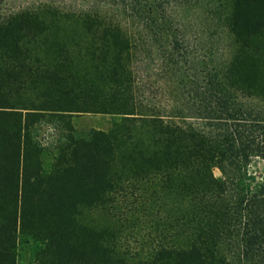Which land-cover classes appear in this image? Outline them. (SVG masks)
<instances>
[{
	"label": "trees",
	"instance_id": "trees-1",
	"mask_svg": "<svg viewBox=\"0 0 264 264\" xmlns=\"http://www.w3.org/2000/svg\"><path fill=\"white\" fill-rule=\"evenodd\" d=\"M130 6L142 30L91 7L0 14V264L21 235L37 264H264L247 170L264 158V0ZM77 112L117 119L86 139Z\"/></svg>",
	"mask_w": 264,
	"mask_h": 264
},
{
	"label": "rangeland",
	"instance_id": "rangeland-1",
	"mask_svg": "<svg viewBox=\"0 0 264 264\" xmlns=\"http://www.w3.org/2000/svg\"><path fill=\"white\" fill-rule=\"evenodd\" d=\"M137 1H139L141 5L145 3L147 7L149 5H155L157 2V0H0V14L9 13L26 7L37 8L43 4H51L59 7L61 10H76L91 7L93 9L105 10L108 15L112 16L114 21L118 20L125 25V27L129 29V32H135L142 30L146 24V21L141 18L140 13L130 6ZM192 21H194L195 25H193V27L195 26V28L203 27L205 29L210 24V21L203 19L199 13L193 14ZM205 47V45L202 46L203 49H205ZM152 48L154 47H150V49ZM155 55V52L152 54L148 53L145 56L142 55L141 59L137 61L141 72H150V82L157 81L158 79H160V81L163 80L155 73ZM116 119L117 116L114 114L96 112H77L70 116L74 136L86 139H88L96 129L107 130ZM60 125L61 123L55 120L44 123L45 130L40 137L45 147V154L48 158H50L51 154L56 152V146L58 144L57 139L61 130ZM247 170L250 176L251 186L253 188H258L264 180V158L257 155L253 156L248 164ZM213 172L216 176H221L218 168H214ZM38 249L39 244L37 242L29 236L21 235L16 250V264H37L35 256Z\"/></svg>",
	"mask_w": 264,
	"mask_h": 264
}]
</instances>
